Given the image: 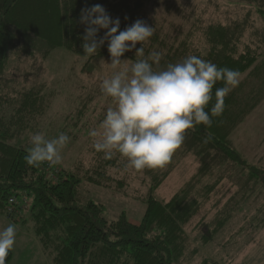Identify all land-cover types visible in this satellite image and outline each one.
Wrapping results in <instances>:
<instances>
[{"label":"trees","instance_id":"16d2710c","mask_svg":"<svg viewBox=\"0 0 264 264\" xmlns=\"http://www.w3.org/2000/svg\"><path fill=\"white\" fill-rule=\"evenodd\" d=\"M228 1L246 8V17L206 25L201 49L188 38L173 37L153 23V36L136 46L144 48V56L137 59L147 58L153 51L161 53L160 64L154 65L158 69L188 55H197L218 68L237 70L241 76L239 85L225 97L223 112L212 118L211 127L200 124L188 130L183 144L163 168L141 170L161 175L148 190L144 216L134 223L125 213L117 220L106 219L103 205L82 194L86 184L115 193L124 191L127 182L119 176L125 172L129 176L133 169L119 153L105 159L92 143L87 163L79 162L69 169L52 165L57 169L54 176L43 165L30 167L24 159L31 146L27 143L30 134L41 132L42 122L57 123V117L51 123L46 119L57 97L73 90L71 84L75 85L73 96L77 105L66 115L65 123L75 116L76 123L73 121L72 125L79 128L86 118L91 122L90 111L96 115L97 110L104 119L105 107L100 109L96 100L103 95L97 94L101 91L100 83L74 81L72 75L78 76L75 71L60 83L45 79L29 86L10 75L13 64L25 62H32V67L39 63L46 72V63L56 51L100 65L101 60L111 61L107 42L98 55L84 58L81 45L85 25L80 23L81 10L100 4L113 19H120V30H124L157 0H0V220L9 217L18 227L30 225L53 264H223L216 258L224 261L226 256L219 257L212 246L227 233L230 236L232 222L242 207H208L218 183L203 188L200 184L216 169L227 166L233 174L249 168V183H264L260 170L249 165L231 140L264 105V0ZM250 33L256 40L248 45L245 40ZM103 35L102 30L98 39ZM123 57L134 60L135 49ZM70 80V85H61ZM222 86L223 82L214 85L213 100L206 110L215 103V89ZM248 135L244 134V140L253 147V135L250 131ZM263 141H254L258 150ZM178 156L193 158L197 166L193 179L186 185L190 189L180 191L168 202L160 201L157 192L172 174ZM27 199L30 208L26 206ZM14 212L18 216H11ZM257 215L261 218L259 229H263V207ZM208 250L215 259L205 253ZM12 260L10 251L5 264Z\"/></svg>","mask_w":264,"mask_h":264},{"label":"rangeland","instance_id":"374dc122","mask_svg":"<svg viewBox=\"0 0 264 264\" xmlns=\"http://www.w3.org/2000/svg\"><path fill=\"white\" fill-rule=\"evenodd\" d=\"M246 12V8L238 7L228 0H157L156 3L149 5L142 15L140 14V20L145 21L148 25L153 23L159 28L162 27L165 33L173 37L179 36L181 40L188 38L192 45L201 49L204 45L202 31L206 25L242 20L246 17ZM253 19L255 20V17ZM254 37L250 33L245 43L249 45L251 41L256 40L253 39ZM121 60L127 59L121 57ZM104 62L101 61V65L100 62L90 63L86 60L75 59L73 55L65 51H56L46 63V72L39 63L32 67V62H25L23 64H13L10 77L29 86L32 83H40L45 79L60 83L62 80H66L72 74V71H75V73L78 72V76L73 77L72 75V80L85 79L87 83L99 84L100 81L109 78L113 73V69L106 64L111 63V61ZM128 66H130V63L123 64L120 67ZM72 80L64 81L61 85H70ZM71 85L73 90L70 91V94H72L61 93L53 104L50 116L46 119L51 123L57 117V123L51 125L48 122V124L42 122L40 127L41 132L45 133L49 139L58 137L60 133H65L70 137L69 143L62 151V162L58 164L59 167L67 169L79 162L87 163L90 160L89 146L94 143L95 138L88 137L90 130H87L91 124L94 125L95 119V125L91 127V130H98L100 122L103 120L101 112L97 110L96 115L93 111H90L92 121L90 122V119L86 118L79 128L72 125L75 116L70 117L68 122L65 123L66 115L75 110L77 105L73 96L75 95V85ZM97 94H102V92L98 91ZM96 100L98 101V107L100 109L105 107L106 112L108 108L115 107L114 103L103 95L96 98ZM85 125L87 128L84 129L83 126ZM82 129H84L83 132H81ZM242 129L231 140L238 151L246 157L245 159L249 162V165L258 168L261 177H264V141L259 150L254 143V141L259 143L261 139L264 140V105L253 114L249 123ZM249 131L253 135V147H249L248 141L245 142L244 140V134L248 135ZM84 133L88 134L84 135ZM87 137L91 140L86 139ZM97 139L99 137H96ZM29 140L30 138L27 143H29ZM24 143L26 144V142ZM175 161L176 166H173V169L170 167L172 174L157 192L160 201L168 202L180 191L190 189L186 185L193 179L197 169L194 159L178 156ZM233 172L229 170L228 166L219 167L212 175L204 178L203 183L200 184V188H203L218 183L213 194L212 204L208 207H242L241 212L232 222L230 236L227 233L224 235L225 238L217 241L212 246L215 253L219 257L226 256V260L221 261L215 255L212 256L210 250L205 253L223 264H264V228L259 229L258 223L261 218L257 215L258 211L262 207L264 208V183H249V168L245 171L238 169V172L234 174ZM160 175L161 172L146 174L144 171L131 170L129 176L126 172L121 173L119 176L125 178L127 182L124 191L121 193L86 184L82 188V194L86 199L103 205L106 219L117 220L120 215L125 213L132 222L138 223L145 213V198L148 190L155 184V179ZM27 201L26 206L29 205L28 208H30L31 203L28 199ZM17 212L12 213L11 216L15 214L18 216ZM9 224H14L9 217L1 218L0 230ZM15 226L17 228L16 243L11 250L13 260L10 264H53L32 234L31 226L27 225L23 228L22 226ZM222 240L224 241L222 242Z\"/></svg>","mask_w":264,"mask_h":264},{"label":"clouds","instance_id":"9594fccd","mask_svg":"<svg viewBox=\"0 0 264 264\" xmlns=\"http://www.w3.org/2000/svg\"><path fill=\"white\" fill-rule=\"evenodd\" d=\"M80 23L85 25L81 45L84 58L98 55L107 42L111 63L106 64L113 69L99 87L115 107L108 108L99 129L90 130L89 136L99 137L93 147L105 159L117 152L133 170L163 168L183 144L188 130L200 124L212 126V118L224 110L225 97L240 83L239 71L218 68L197 55H188L162 69L154 67L160 64L159 52L137 59L144 56L143 46L137 48V44L143 45L154 34V27L143 20L120 30V19H113L102 5L95 4L81 10ZM102 30L104 35L98 39ZM134 49V60H121ZM129 62L130 66L120 67ZM217 82H223V86L215 89V103L206 110ZM69 140L65 133L52 139L43 132L30 134L25 163L30 167L60 164ZM16 233L14 224L0 230V264H5L14 248Z\"/></svg>","mask_w":264,"mask_h":264},{"label":"built area","instance_id":"2783aa9c","mask_svg":"<svg viewBox=\"0 0 264 264\" xmlns=\"http://www.w3.org/2000/svg\"><path fill=\"white\" fill-rule=\"evenodd\" d=\"M43 167L46 169V171L49 173V174H52L53 176L56 174L57 172V169L56 168H53V166H49L48 164H42ZM14 201L12 200L11 203H13ZM208 264H219V263H216V262H211V263H208Z\"/></svg>","mask_w":264,"mask_h":264}]
</instances>
